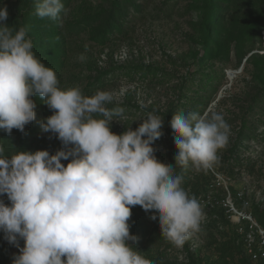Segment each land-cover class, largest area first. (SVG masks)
<instances>
[{"label":"rangeland","instance_id":"374dc122","mask_svg":"<svg viewBox=\"0 0 264 264\" xmlns=\"http://www.w3.org/2000/svg\"><path fill=\"white\" fill-rule=\"evenodd\" d=\"M28 1L33 6L39 2ZM25 2L0 0V8H8V26L16 31L29 28L33 51L41 50L36 56L55 70L61 89L78 86L85 96L97 91L113 94L114 103L107 107H121L127 117L123 123L112 122L113 133L123 134L128 127L135 130L148 113L164 118L162 139L152 145L158 161L179 169L174 159L178 145L171 122L166 121L170 112L222 114L231 136L227 149L218 153V162L208 171L217 181L219 177L226 182L229 193L222 187L220 196L230 195L237 209L251 213L264 225L260 216H264V202L258 200L264 192V92L254 78L252 62L255 55L264 57V0H227L223 5L236 41L222 61L206 56L200 42L206 14L202 0H61L66 12L56 21L39 18L36 8L34 19L26 20L22 13L28 7ZM32 99L36 120L25 127L26 132L13 129L10 151L54 155L63 145L40 127L54 112L38 96ZM241 161L245 163L242 167ZM61 162L67 166L70 160ZM247 162L254 167L250 172ZM240 193L249 202L243 208L239 207ZM1 197L9 201L6 195ZM213 207L203 208L201 231L176 248L163 236L158 218L153 221L151 211L135 206L128 223L131 235L138 239L129 243L156 264H244L231 223L223 219L217 229H211ZM19 254L12 249L9 262L13 264Z\"/></svg>","mask_w":264,"mask_h":264},{"label":"clouds","instance_id":"9594fccd","mask_svg":"<svg viewBox=\"0 0 264 264\" xmlns=\"http://www.w3.org/2000/svg\"><path fill=\"white\" fill-rule=\"evenodd\" d=\"M36 15L59 20L61 0H39ZM0 8V130L21 133L36 120L33 97L53 115L41 122L63 147L48 151L6 150L0 143V230L20 254L13 264H156L129 242L132 208L152 211L165 239L176 248L201 231L204 209L183 187L175 164L158 161L152 146L162 135L164 118L148 113L143 123L120 135L114 120L127 117L121 107L108 108L114 96L80 87L61 89L54 69L36 56L28 29L6 23ZM143 106V105H142ZM174 159L181 169L207 171L226 150L231 128L218 112L175 113L171 120ZM2 141V140H0ZM70 160L65 166L61 161ZM23 240L24 247H20Z\"/></svg>","mask_w":264,"mask_h":264},{"label":"trees","instance_id":"16d2710c","mask_svg":"<svg viewBox=\"0 0 264 264\" xmlns=\"http://www.w3.org/2000/svg\"><path fill=\"white\" fill-rule=\"evenodd\" d=\"M200 1V0H196ZM206 4V14L205 18L201 24L200 28V42L204 50V54L209 57H212L215 61H222L225 60L229 56L231 45L236 41L234 38V34L230 31L229 24L226 21V13L227 8L223 7V5L227 2V0H202ZM28 7L26 10L24 9L23 15L26 20H33L34 19V3L30 4L28 0L25 2ZM30 4V6H29ZM33 6V7H32ZM258 24V21L254 23L255 27ZM30 27V26H29ZM31 28V27H30ZM263 28V27H262ZM29 29V28H28ZM41 52L39 49L37 53ZM247 61V60H246ZM252 62L255 64V70L256 73L254 74V78L257 81L258 84L261 85V90L264 92V57L255 55L253 56ZM174 114L170 112V114L167 116L166 121L171 122V117ZM27 129L25 128V132ZM0 143H3L6 150H11V138L10 135L5 133L3 130H0ZM231 158L235 155V149L230 151ZM234 153V154H233ZM233 154V155H232ZM236 158V157H235ZM237 159V158H236ZM244 161H241L240 167L244 166ZM246 169L253 170V166H249V162H247ZM179 171L184 179L183 187L188 192L189 195H192L194 197L199 196H207L209 194L212 195L213 198L216 200L218 199H224L226 195L223 197L220 196L222 187H217L216 184V177L212 175L208 170L207 171H200L195 173V170L190 166L188 169H181L179 166ZM224 194H226L225 190L223 191ZM0 199L2 197L0 196ZM240 200V199H239ZM4 201V200H3ZM241 202L239 207L243 208V200H240ZM6 205L10 206V201H4ZM9 202V203H8ZM246 209V208H244ZM154 213L151 211V216ZM264 218L263 215L260 214ZM210 219L211 221V229L218 227V223L221 222L220 220H225L226 223L229 224V219L227 218V215L225 213V208H223L220 205H214L213 209L210 212ZM231 223V222H230ZM261 225V224H260ZM264 227V225H262ZM232 229L236 231V226H234L231 223ZM236 236L238 238V245L240 247L241 254L243 256L244 264H253L250 259L245 255L244 252V242L241 236H239L236 233ZM20 247H24V241L20 240ZM16 249L18 253H20L19 249L15 247L14 245L9 244L4 239V233L2 230H0V264H12L8 260V254L12 249ZM194 261L189 262L188 264H194L192 263Z\"/></svg>","mask_w":264,"mask_h":264},{"label":"built area","instance_id":"2783aa9c","mask_svg":"<svg viewBox=\"0 0 264 264\" xmlns=\"http://www.w3.org/2000/svg\"><path fill=\"white\" fill-rule=\"evenodd\" d=\"M161 139L162 135L157 141L160 142ZM218 179L219 180L215 185L217 187H225L229 193L225 180H220L219 177ZM238 197L240 200H243L244 205H249V202L246 201L247 199L243 193H240ZM197 199L204 209H210L209 207L211 205L214 206V204L222 205L223 208H226L227 218L234 226H236L238 235L243 239L245 255L253 264H264V227L253 218L251 213L237 209L231 201L230 195L225 197L222 202L213 198L211 194L207 196H199ZM258 200L264 202V192Z\"/></svg>","mask_w":264,"mask_h":264}]
</instances>
